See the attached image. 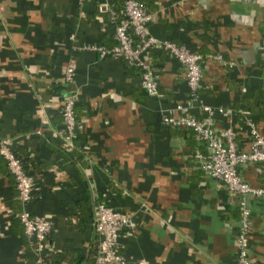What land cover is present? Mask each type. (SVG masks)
<instances>
[{"label":"crops","instance_id":"obj_1","mask_svg":"<svg viewBox=\"0 0 264 264\" xmlns=\"http://www.w3.org/2000/svg\"><path fill=\"white\" fill-rule=\"evenodd\" d=\"M122 1L0 0V140H12L38 186L26 208L49 222L50 264L92 263L99 197L132 219L118 237L130 264H238L240 204L249 211L248 264H264V196L240 197L204 175L192 157L204 144L161 123L165 109L186 102L183 67L164 49L144 55L157 74L156 98L123 58L100 55L114 44L111 13ZM138 1L151 35L200 56L198 95L214 128H229L247 151V123L264 136V0ZM67 66L73 77L64 85ZM68 90L76 97L70 150L57 137ZM238 173L263 185L258 164ZM15 194L0 156V264H35Z\"/></svg>","mask_w":264,"mask_h":264},{"label":"built area","instance_id":"obj_2","mask_svg":"<svg viewBox=\"0 0 264 264\" xmlns=\"http://www.w3.org/2000/svg\"><path fill=\"white\" fill-rule=\"evenodd\" d=\"M85 0H77L81 5ZM114 44L109 50L99 47L100 55L110 54L121 57L136 73L139 86L147 96L158 98L157 74L144 55L152 49H164L177 60L184 69V80L187 87L186 102H176L173 107L165 109L161 123L166 127L189 129L204 144V154L195 152L192 157L204 175L219 181L228 192L244 195L264 196L262 186H251L238 173V166L245 163L258 164V171L264 180V136L249 122L248 136L250 146L247 151L237 148L233 133L229 128H214L212 108L204 104L198 95L202 76L199 64L200 56L167 39H157L148 31L151 15L145 5L137 0H123L117 11L111 13ZM213 59L221 60L220 55ZM73 77L72 67L67 66L63 74L64 85L70 84ZM76 97L71 90L62 99L60 105V125L57 137L66 150H70L76 138V119L74 107ZM11 139L0 140V156L4 159L8 172L13 178L17 200L20 205L18 220L24 235L35 256V264H43L42 256L49 251V222L31 213L26 204L38 190L37 184L26 173L23 161L14 152ZM239 223L236 233V261L248 264V215L249 211L239 205ZM94 232L98 240L91 264H130L118 250V237L123 229L133 226L131 217L115 210L104 203L92 206Z\"/></svg>","mask_w":264,"mask_h":264},{"label":"trees","instance_id":"obj_3","mask_svg":"<svg viewBox=\"0 0 264 264\" xmlns=\"http://www.w3.org/2000/svg\"><path fill=\"white\" fill-rule=\"evenodd\" d=\"M138 1V0H137ZM142 2V1H141ZM141 89V88H140ZM142 90V89H141ZM143 91V90H142ZM187 130H189V129H187ZM196 136V135H195ZM197 137V136H196ZM200 140V139H199ZM204 146V145H203ZM21 160H22V158H21ZM23 161V160H22ZM15 187V186H14ZM17 196V192H16V194H15V197ZM16 200H17V197H16ZM17 202H18V200H17ZM19 203V202H18ZM96 203H104V204H106V205H108L107 203H105L104 201H103V199L101 198V197H99V198H96L94 201H93V205L94 204H96ZM108 206H110V205H108ZM110 207H112V206H110ZM113 209H115V210H117L116 208H114V207H112ZM18 212H17V214H16V220L19 222V220H18ZM20 223V222H19ZM95 250V249H94ZM94 253H95V251H94ZM55 252H52V253H45L43 256H42V261H43V264H50V262H51V260L55 257ZM32 258L34 259L35 258V256L34 255H32Z\"/></svg>","mask_w":264,"mask_h":264}]
</instances>
